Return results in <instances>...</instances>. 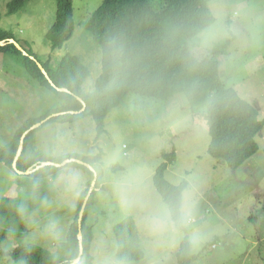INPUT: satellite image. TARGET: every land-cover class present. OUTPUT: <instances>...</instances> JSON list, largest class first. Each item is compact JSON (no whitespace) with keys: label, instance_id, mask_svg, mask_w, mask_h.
<instances>
[{"label":"rangeland","instance_id":"obj_1","mask_svg":"<svg viewBox=\"0 0 264 264\" xmlns=\"http://www.w3.org/2000/svg\"><path fill=\"white\" fill-rule=\"evenodd\" d=\"M102 1L74 0L75 32L60 49L53 50L47 38L56 20V0H28L15 14L7 11L9 0H0V27L11 30L21 46L43 62L50 59L55 64L67 53L80 57L91 71L83 83L90 93L103 70V53L87 21ZM151 1L156 9L165 3ZM209 7L215 22L190 39L189 46L203 58L217 43L229 41L227 53L219 56L221 75L259 109L263 119L264 0H209ZM142 98L128 94L107 116L106 131L99 138L91 115L61 122L51 120L60 113L54 112L33 129L32 148L41 157L102 151L104 174L99 187L93 184L96 170L89 185L90 177L82 168L69 166L41 178L44 195L40 197L29 192L33 180L28 174L0 163V195L31 199L37 207L26 218L28 236L9 238L3 249L27 242L56 252L66 241L80 192L90 187L87 196L96 189L88 215L94 230L93 261L81 264H179L178 251L186 236L197 256L191 264H264V133L258 135L259 151L234 170L208 152L211 137L205 108L194 111L183 94L169 100ZM60 101L55 91L28 73L16 54L0 51V145L8 144L28 119L58 109ZM174 148L177 157L166 178L176 185L188 181L182 206L187 231L175 225L154 183L157 168L166 162L164 153ZM127 216L138 226L145 257L122 262L114 227ZM0 264L23 262L0 252Z\"/></svg>","mask_w":264,"mask_h":264},{"label":"trees","instance_id":"obj_2","mask_svg":"<svg viewBox=\"0 0 264 264\" xmlns=\"http://www.w3.org/2000/svg\"><path fill=\"white\" fill-rule=\"evenodd\" d=\"M27 1L9 0L8 13H17ZM56 2V20L47 33L53 50L62 48L73 37L76 28L74 0ZM214 22L215 16L209 7V0H165L160 9H156L151 0H103L87 21V27L103 53V70L96 81L95 89L90 93L85 92L83 83L91 71L80 57L67 53L55 64L50 59L43 62L33 51L24 48L28 53L24 54L10 42V39L17 40L14 33L0 27V41L7 42L0 46V51L16 54L28 73L40 84L55 91L61 100L58 109L49 111L40 118L28 119L24 125L16 129L8 144L0 145V163L15 171L13 163L23 133L54 112L80 111L84 106L83 101L87 103L85 111L67 113L51 120L75 122L86 115H91L96 123L99 138L106 131L107 116L123 103L128 94L134 93L147 101L169 100L175 95L183 94L194 111L200 107L206 110L211 137L209 154L223 159L230 168L238 169L259 151L258 135L264 133V118L260 119L259 109L244 99L235 87L228 86L221 75L219 56L227 53L229 41L217 43L203 58H198L189 46L190 39ZM39 63L57 87H65L69 92L59 91L54 87ZM34 131L32 130L25 138L24 148L18 160L20 170L33 169L42 162L62 163L76 158L92 165L98 173L96 187L101 185L104 174L101 164L102 151L90 156L67 153L58 158L41 157L32 148ZM163 156L166 162L157 168L154 183L168 204L175 225L187 231L182 206L188 181L176 185L166 178V170L177 157L175 148ZM54 163L25 175L33 180L29 192H37L40 197L44 195L41 178H46L64 167L82 168L90 177L89 185L95 178L94 170L76 161L63 166ZM111 167L114 168L113 165ZM89 188L80 192L66 241L57 247L56 252L42 245L27 242L12 250L3 249L4 242L9 238L28 236L26 218L37 207L31 199L23 200L0 195V252L16 261H22L23 264L71 263L80 251L79 213ZM95 191L96 189L88 201L83 219L84 255L79 264L93 261L90 250L94 230L88 223V215ZM54 193L55 190H51V194ZM114 230L120 261L131 262L145 257L138 226L132 216H127L116 224ZM195 259L197 256L193 253L192 244L186 236L178 251L179 264H191Z\"/></svg>","mask_w":264,"mask_h":264},{"label":"water","instance_id":"obj_3","mask_svg":"<svg viewBox=\"0 0 264 264\" xmlns=\"http://www.w3.org/2000/svg\"><path fill=\"white\" fill-rule=\"evenodd\" d=\"M10 42L14 43L24 54H28L27 51L23 48V46H21V44L15 40V39H10ZM7 42L6 41H0V46H3L5 45ZM34 58V56H32ZM39 66L41 67V69L43 70V72L47 75V77L49 78V81L52 83V85L54 87H56L59 91H66V92H69V89L65 88V87H57L55 85V83L52 81V79L49 77L47 71L44 69V67L42 66L41 63H39ZM80 98V97H79ZM82 101L83 99L80 98ZM83 108L82 110L80 111H71V112H74V113H79V112H83L86 110V107H87V104L83 101ZM66 112H60V113H55L54 115H60V114H64ZM48 119V118H47ZM45 120H42L41 122H38L36 123L35 125H33L31 128H29L28 130H26L22 137H21V140H20V145H19V149H18V152H17V155H16V158L14 160V163H13V168L14 170H16L17 172H19L20 174H30L32 173L33 171H35V169H38L42 166H45L47 164H52L54 162H51V161H47V162H43L41 164H38L35 168L33 169H29L27 171H22L18 168V160L22 154V151H23V148H24V144H25V138L26 136L33 130L35 129L36 127L40 126ZM72 161H77V162H80V163H84L86 164L87 166L91 167V169H93L95 171V169L92 167V165L90 163H87V162H84L80 159H76V158H71V159H68V160H65L64 162L62 163H54L56 164L57 166H63V165H66L68 162H72ZM96 178H98V175L96 173ZM95 178L93 184L95 185L96 182H97V179ZM93 191V188L91 189ZM90 199V196H87L85 198V201L82 205V208L80 210V213H79V239H80V251H79V254L78 256L69 264H79L83 255H84V242H83V232H82V226H83V219H84V215H85V211H86V208H87V204H88V201Z\"/></svg>","mask_w":264,"mask_h":264},{"label":"bare ground","instance_id":"obj_4","mask_svg":"<svg viewBox=\"0 0 264 264\" xmlns=\"http://www.w3.org/2000/svg\"><path fill=\"white\" fill-rule=\"evenodd\" d=\"M86 103V102H85ZM87 104V103H86ZM69 113V112H68ZM61 115V114H60ZM54 117H55V115H54Z\"/></svg>","mask_w":264,"mask_h":264}]
</instances>
